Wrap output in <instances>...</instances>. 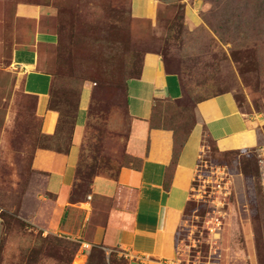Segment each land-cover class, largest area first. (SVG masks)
<instances>
[{
    "label": "rangeland",
    "instance_id": "1",
    "mask_svg": "<svg viewBox=\"0 0 264 264\" xmlns=\"http://www.w3.org/2000/svg\"><path fill=\"white\" fill-rule=\"evenodd\" d=\"M33 1L59 11L52 23L57 42L42 50L43 68L53 79L50 108L60 121L48 136L34 98L18 94L10 103L11 96H0V116L13 113L8 128L0 121V264H132L120 249L45 234L21 214L32 206L28 183L40 181L33 174L34 152L70 150L87 93L75 195H87L96 176L112 177L128 163L127 82L139 76L149 56L177 73L184 91L179 102H156L153 125L184 138L195 105L222 95L232 96L255 123L253 134L242 137L247 147L231 150L204 139L178 231L177 260L169 264H264V0H147L139 13L133 0ZM31 82L37 83L35 75ZM131 103L141 106L136 99Z\"/></svg>",
    "mask_w": 264,
    "mask_h": 264
},
{
    "label": "crops",
    "instance_id": "2",
    "mask_svg": "<svg viewBox=\"0 0 264 264\" xmlns=\"http://www.w3.org/2000/svg\"><path fill=\"white\" fill-rule=\"evenodd\" d=\"M145 3L133 0L134 11L145 12ZM58 13L42 2L0 0V96L3 101L11 96L10 103L18 94L34 98V113L48 136L55 135L60 117L50 108L53 79L43 68L42 48L57 42L52 23ZM144 65L140 75L127 82L128 163L112 177L96 176L87 195H75L89 119L87 93L69 152L51 148L34 152L33 174L40 181L34 178L28 183L33 189L32 206L28 203L30 209L25 206L21 216L45 234H65L88 247L92 243L120 249L132 264H169L177 260L178 231L194 189L204 139L229 145L231 150L247 147L249 141L242 137L253 134L255 123L237 108L232 96L222 95L195 105L194 123L184 138L171 129L154 127L156 102H179L184 91L181 77L167 70L159 57H146ZM34 75L36 84L31 82ZM133 99L141 106L132 104ZM12 114L0 116L3 126L9 127ZM4 228L0 219V243Z\"/></svg>",
    "mask_w": 264,
    "mask_h": 264
},
{
    "label": "trees",
    "instance_id": "3",
    "mask_svg": "<svg viewBox=\"0 0 264 264\" xmlns=\"http://www.w3.org/2000/svg\"><path fill=\"white\" fill-rule=\"evenodd\" d=\"M140 75V74H139ZM50 102H51V100H50ZM154 115V114H153ZM154 117V116H153ZM152 123H154L153 122V118H152ZM153 125V124H152ZM154 127H157V128H163V127H158V126H156V125H153ZM58 152V151H57ZM69 152V151H68Z\"/></svg>",
    "mask_w": 264,
    "mask_h": 264
}]
</instances>
